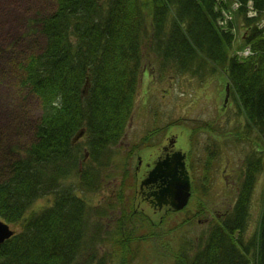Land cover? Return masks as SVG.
Here are the masks:
<instances>
[{
	"label": "trees",
	"instance_id": "trees-1",
	"mask_svg": "<svg viewBox=\"0 0 264 264\" xmlns=\"http://www.w3.org/2000/svg\"><path fill=\"white\" fill-rule=\"evenodd\" d=\"M55 1L54 12L33 21L44 47L20 63L19 82L42 108L34 140L16 158L0 157V218L19 228L0 244V264H77L83 256L84 264H139L133 262L144 245L163 241L167 251L173 249L164 238L205 215L198 210L186 221L173 220L186 208L154 224L125 195L127 161L145 146L133 144L123 154L117 147L135 111L142 75L156 63L179 73L201 61L224 70L246 132L260 138L264 152V29L257 25L264 0ZM248 2L257 17H247ZM240 28L245 32L236 36ZM234 42L233 48L242 45L230 52ZM248 46L249 55L238 59L237 51ZM199 65L192 74L200 75ZM157 73L153 81L160 80ZM261 174L264 154L256 151L247 157L233 207L214 219L203 245L191 255L176 253L173 264H264V199L256 231L247 237ZM105 192L98 204L89 201L88 195ZM48 196L49 206L33 209ZM166 222L173 230L159 231ZM157 248L144 264H152Z\"/></svg>",
	"mask_w": 264,
	"mask_h": 264
},
{
	"label": "rangeland",
	"instance_id": "rangeland-1",
	"mask_svg": "<svg viewBox=\"0 0 264 264\" xmlns=\"http://www.w3.org/2000/svg\"><path fill=\"white\" fill-rule=\"evenodd\" d=\"M56 5L55 0H0L1 158L6 156L12 158L16 154L19 155L34 140V126L41 116L42 108L40 99L19 82V75L22 71L20 63L24 62L26 57L39 53L44 47V38L39 33L40 26L37 22L34 25L33 21L54 12ZM33 27L35 32H33ZM37 29L38 32H36ZM244 32L240 28L235 31V34L240 36ZM234 45L235 42L232 43L230 52L241 47L242 43L239 42L238 46L236 43V48H233ZM242 49L236 53L238 59L246 58L248 55V49ZM198 64L201 68L203 67L200 76L192 74L195 69L199 68ZM198 64L191 65L189 67L191 71L186 73H179L178 68L172 66H166L165 70L160 69L156 66L157 63L154 67L149 66L151 70H147V75L141 84L136 99L135 113L123 141L117 147L123 154L129 151L131 146L139 144L141 138L150 137L149 145L157 149L156 145H159L161 138L166 135V127H170V123L183 127L171 131L173 133L171 135L177 134L176 144L182 147V151L190 153V179L195 196L191 198L187 206L189 211L175 215L177 218L173 220L180 222L185 219L183 221H186V218L194 215L198 210L204 211L205 215L200 218H197L199 215L196 216V219L189 224L186 221L176 232L171 231L170 239L166 236L164 243L173 249L167 251L162 246V241V245L157 246L159 253L153 255L152 264H173L174 256L176 258L178 256L176 253L182 250L189 253L197 243L205 241L207 231H209V222L224 216V213L233 207L237 199L238 188L245 175L247 157L256 151L259 155L264 154L260 138L254 133L246 132V120L240 114L230 89L229 100L225 105L224 93L228 80L224 70L214 69L210 64L204 65L202 61ZM151 72L153 74L158 72L156 76L160 80L153 81L154 77ZM193 92H197L198 96ZM192 103L196 106L192 108L191 114H187V111L191 110ZM224 105L226 112H222ZM221 119L224 122H220ZM195 128L196 133L193 132ZM169 139L166 138V140ZM10 148L15 153H7ZM143 149L139 153H134V157L132 159L129 157L127 161L130 176L125 180L128 183L125 195L129 201L133 199V205L139 213L148 217L152 223L158 224L167 214L165 209L169 207L156 209L150 203L142 201L141 194L138 192L140 182L135 173L138 167L137 156H141L143 160L148 159L150 152H145ZM207 162L210 163L209 169L204 170L203 165ZM144 167L145 165L142 164L138 175L143 173ZM120 180L121 178H118L113 183L116 191L121 186ZM105 195H107L106 192L88 195V198L90 202L98 204ZM263 195L264 174H261L252 198L248 238L256 231ZM50 198L48 196L39 199L33 204V209L49 206ZM117 214H119L118 211L115 215ZM167 223L159 226V231H165L169 226L173 230V224L168 225ZM11 229L19 228L11 225ZM178 238L180 239L177 243ZM183 240L186 241L185 246H181ZM155 245V242H150L148 246L144 245L145 247L142 248L144 251L141 250L142 252L137 255L133 263L144 264L154 252V247L157 248ZM103 250L105 251L106 247H102L101 251ZM86 259L87 256H83L77 264H84Z\"/></svg>",
	"mask_w": 264,
	"mask_h": 264
},
{
	"label": "flooded vegetation",
	"instance_id": "flooded-vegetation-1",
	"mask_svg": "<svg viewBox=\"0 0 264 264\" xmlns=\"http://www.w3.org/2000/svg\"><path fill=\"white\" fill-rule=\"evenodd\" d=\"M168 92H169V90H168ZM193 93H195V95L198 96L197 92H193ZM224 94L226 96L225 97V101H226L225 105H227V102L229 100L228 97L230 95L228 85H226ZM225 105H224V108H222V112H224L226 110ZM187 106L190 107L189 105H187ZM194 106H196V105L192 103L191 104V110L189 112L187 111V114H191L193 112L192 108ZM186 108L187 107H185V109ZM160 115H161V113H160ZM220 122H224V120L221 119ZM176 125H173L171 127H166V135L161 138V141L158 143L159 145H156L157 149H155L154 146L149 145L150 143L148 145H146V147L143 149V151L150 152L148 154V159L146 158L143 160V158L141 156H139V155L137 156L138 167L136 168L135 174L137 175L136 177L140 182V185H138L139 186L138 192L141 194L142 201L150 203L156 209H158V208L164 209L165 207H168V206L160 207L157 199L160 197V191L166 185L165 180L169 179V178H163L164 177L163 175L155 177V175L152 174V171L155 169L156 165L158 163H161V162H166V164H168V163L171 164V163H173V161H175L177 156H179L182 158V162L185 164L187 173L190 175V172H191L190 153H188L185 150L182 151L181 150L182 147L180 145H178V143L176 144L177 137H178L177 134H175L174 136L171 135V134H173L171 131L176 130L177 128H183L182 126L177 127ZM193 132L196 133V128L194 129ZM170 135H171V137L169 139L168 137ZM166 138L169 140H166ZM175 155H177V156L175 157ZM142 164L145 165L144 171L142 174L140 173L138 175V172L141 169ZM139 177H140V179H139ZM135 211H137L139 213V211L136 210V208H135ZM167 211H168V208L165 209V212H167Z\"/></svg>",
	"mask_w": 264,
	"mask_h": 264
},
{
	"label": "water",
	"instance_id": "water-1",
	"mask_svg": "<svg viewBox=\"0 0 264 264\" xmlns=\"http://www.w3.org/2000/svg\"><path fill=\"white\" fill-rule=\"evenodd\" d=\"M87 87L88 83H86L85 88L83 89L84 94ZM82 135L83 131L78 132L73 141L76 142L82 137ZM181 160L182 158L178 156L171 164H166V162L159 163L153 172L155 177L163 175V178H169L168 180H165L166 185L160 191V197L157 201L158 204H169L174 210H181L185 207L191 196L190 179ZM13 235L14 231L10 226L0 219V244L11 238Z\"/></svg>",
	"mask_w": 264,
	"mask_h": 264
}]
</instances>
